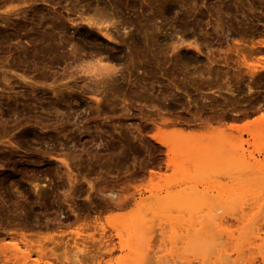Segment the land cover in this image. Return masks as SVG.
I'll use <instances>...</instances> for the list:
<instances>
[{
    "label": "rangeland",
    "instance_id": "1",
    "mask_svg": "<svg viewBox=\"0 0 264 264\" xmlns=\"http://www.w3.org/2000/svg\"><path fill=\"white\" fill-rule=\"evenodd\" d=\"M44 1L47 4L36 0L31 3L32 8H26L33 17L32 22H23L15 17L9 19L8 25L14 24L16 33H12L11 26L4 27L5 23L0 20V35L6 30L12 33L10 40L3 41L0 38V264H23L19 258L20 252L27 250L30 253L27 264H35V258L39 260L37 264H65L64 252L59 247L57 250L52 247L54 245L51 242L36 243L33 240L38 238L26 235L30 242L33 241L31 246L34 249L43 247L41 249L45 256L20 242V232L31 233V226L34 227L37 221L41 228L44 224L62 221L59 222L62 225L57 224L62 229H56L57 225L54 227L51 224L48 227L53 226L56 230L47 227L44 231L45 228L41 229L37 225L36 229L43 232L41 235L52 230L66 233L67 237L63 241L78 243L79 248L82 245L91 247L86 243V235L97 233L93 235L94 238L97 237L101 226L108 234H113V229L130 228L132 223H142H138L139 231L140 225L148 226L150 234L147 235L149 238H142L145 239L141 243L143 246L138 241L140 239H129L127 243H132L131 247L135 246L134 253H121L118 250L110 255L100 253L102 255L94 260L100 264H160L164 257V260L171 261L170 255L174 253L200 258L214 246H228L227 258L221 264H264V241L260 247L252 244L249 239L250 231H243V226L228 216L233 213L239 215L241 208L249 216L248 222L252 221L264 230V210L261 211L262 214H257L249 210L248 205L237 204L241 200H264V126L252 124L254 119L264 115V0H121L123 4L117 2L118 7L110 3L114 0H97L99 8L105 6L109 9L107 12H115L112 21L116 22L121 34L118 45L97 34V40L79 44V34L75 28L72 30L64 22L67 15L64 8L70 7V0ZM92 1L83 0V3L92 9L96 4ZM147 2H151V6H147ZM23 3L24 0H0V16L5 15L6 11L25 8L27 4ZM175 8H181L177 11L178 14L174 13L177 10ZM53 12H61L65 32L62 36L63 29L62 32L54 29L57 32L53 30V34H56L54 36L58 38L60 35L66 44L70 42V46L69 43L64 45L66 51L63 52L68 55L69 50L70 55L73 53H70V48H78L84 57L100 53L106 56L107 62L115 66L118 75H114L116 80L113 77L114 81H107L106 86L103 85L104 89L100 86L95 88L101 92L98 95L101 102L97 103L92 99L94 93L91 91L96 84L85 79L86 76L75 68L72 60L75 54L71 57L66 55V58L69 57L67 61L64 57L57 59L53 55L45 56L46 54L42 60L36 51L38 55L33 57L36 49L32 51L33 47L29 48L23 43L37 42V39L30 37L34 36L37 29L39 31L43 28L39 32L46 27L47 30L53 29L57 23L50 19ZM39 14L47 17L43 19L44 27H37L33 23L35 18L40 17ZM48 20L50 26H47ZM25 31L29 34H25ZM152 31L154 32L151 33ZM71 32H74L73 35ZM146 35L148 38L153 37L151 44L147 42L150 38L145 40ZM177 36L182 38V44L178 50L173 51L172 45H176ZM36 42L34 47H39ZM31 43L29 42L33 45ZM24 44L27 50L22 51L20 47H24ZM195 45H198L199 51L193 49ZM31 57L35 66L31 65ZM113 58L118 61L112 60ZM3 73L11 82L10 87L3 82ZM69 73L73 77L70 78ZM28 74L32 79L29 80L30 77L26 76ZM42 75H45L44 78ZM19 76H24L27 79L25 81H31L32 84L28 83L31 88ZM82 81L85 85H82ZM32 86L35 89L33 93ZM228 86L232 91L226 93ZM9 106L16 108V112L18 110L16 116L8 114V117L6 109ZM212 127L215 128L214 131ZM160 142H171L175 149L181 146L178 148L179 154H167V149ZM228 148L230 149L225 152ZM219 150L221 153L224 151V154H216ZM233 151L238 155L243 152L244 156H240L246 162L240 164L243 160H239L237 164V158L234 160L236 163L232 164L233 159L232 163H228L231 157L229 153L232 154ZM191 175L195 178L192 179ZM71 179L76 183L73 188H70V183L73 184ZM88 183L93 185L92 189L88 187ZM34 184L40 187L38 197L32 191ZM85 190L86 193H91H87L89 197ZM111 198L125 203L119 209L103 210L99 214L100 220L92 226L88 225L89 228L83 226L84 230L78 227L77 222L72 223L75 221L71 215L74 212H79V216H82L80 221L86 216L84 213L89 211L88 208L86 210L89 201L94 206L96 204L93 209L98 210L100 205L105 204L104 201L107 203ZM147 198H156L165 205H174V201L179 199L197 198L196 209L201 213L200 216L206 214L207 208L215 206V210L221 209L215 214L222 216V225L212 227V232L215 231L212 233L208 224L207 226L201 222V225L198 222L200 226L197 224L195 227L198 232L194 235V243L184 250L183 239L177 238L181 231L175 208L168 210L165 219L163 217L153 222V211L139 205L142 199ZM33 200L38 203L31 204ZM233 201L236 203H232ZM98 202L103 203L99 205ZM27 203L31 204L30 208ZM201 205L206 206L204 208ZM21 210L25 217L20 214ZM31 210H35V214ZM88 211L91 215L89 219L92 220L95 213ZM17 215L20 216L19 219ZM26 215L30 217L31 223ZM34 215L36 220L33 219ZM150 217L153 228L149 222L148 225L145 223ZM16 219L18 223L21 220L26 225L22 222L23 225H15ZM44 219L48 222L43 224ZM8 221H14L15 224ZM22 226L30 229L19 231ZM148 230L147 233L145 231L146 234ZM71 231H78L81 238L71 236ZM227 232L234 239L240 240V243L228 244L225 240ZM55 240L58 238L55 237ZM113 242L116 243L117 240L114 239ZM13 245L20 252L14 251ZM140 246L148 248V251H142ZM49 253L52 256H47ZM66 253L68 254L67 251ZM67 254L65 256L70 258L71 255ZM56 255L58 258L62 256L59 258L60 262ZM121 256L124 259L117 260ZM194 257L190 256L189 261L197 264ZM15 259H18L16 263ZM87 262L83 261L82 264Z\"/></svg>",
    "mask_w": 264,
    "mask_h": 264
},
{
    "label": "bare ground",
    "instance_id": "2",
    "mask_svg": "<svg viewBox=\"0 0 264 264\" xmlns=\"http://www.w3.org/2000/svg\"><path fill=\"white\" fill-rule=\"evenodd\" d=\"M35 1L36 0H24V3L23 4H27V6L25 7V8H23V9H16V11H13V12H7L6 11V13H5V15H2V16H0V20H2V22L3 23H5V26L4 27H9V26H11V29H12V33H16V27L14 26V24H13V22L15 21H12V24L13 25H8V24H10L8 21H9V19L12 17H15V18H18V19H20V21L22 20L23 22H28V21H31L32 22V16L26 11L28 8L30 9V8H32V4L31 3H35ZM51 1V0H50ZM86 1V0H85ZM93 1H95L94 3H96L95 5H94V8H92V9H90L89 7L87 8L86 6H88L87 4H84L83 3V0H70V2H69V6L70 7H66V8H64V10H66L65 12H67V15H66V17H65V20H64V22H66L65 24L67 25V27H71L72 28V30H73V28H75V30L77 31V33L79 34L78 35V37H79V44H81V45H83L85 42H88V41H95V40H97V36H96V34L97 35H99L101 38H103L104 40H106V41H108V42H110V43H114V44H119L120 42L118 41V39L120 40V38H121V34H119V30H117V27H116V22H113L112 20L115 18V12H114V14L111 12V11H109V12H107V10H109V9H106V7L104 6H102V7H98V1L97 0H93ZM92 1V2H93ZM142 1H145V0H142ZM161 1V0H160ZM109 2V1H108ZM107 2V3H108ZM117 2L118 3H120V4H123V3H121L122 1L121 0H114V1H112V2H110L111 4L112 3H114V4H116V7H118V5H117ZM158 2H159V0H158ZM41 3H44V4H47L44 0H41ZM81 3L83 4V5H81ZM87 3H88V1H87ZM148 3V5L147 6H151L150 5V3L151 2H147ZM146 3V4H147ZM155 3V2H154ZM162 3V2H161ZM90 4H92V3H90ZM163 4H164V2H163ZM178 4V3H177ZM49 5V4H48ZM68 5V4H67ZM152 5H153V3H152ZM165 5V4H164ZM175 5V7H177V5L176 4H174ZM47 6V5H46ZM112 6H113V4H112ZM121 6V5H120ZM173 6V5H172ZM178 6H180V5H178ZM48 8H51L50 6H47ZM115 7V6H114ZM165 6H163V8H164ZM27 8V9H26ZM84 8V9H83ZM174 8V7H173ZM120 9V8H119ZM150 9V8H149ZM172 9V8H171ZM175 9H177V10H175ZM174 10L176 11V12H174V13H177V11L178 10H180L181 8H175ZM51 10V9H50ZM53 10V9H52ZM112 10V9H111ZM118 10V9H117ZM54 11V10H53ZM57 11V10H56ZM59 11V10H58ZM57 11V12H58ZM57 12H53L54 14H53V17H51L50 18V16L48 17V19L50 18L51 20L53 19L54 20V22L56 23L54 26H53V29L51 28V30H47V27H46V29L45 30H43L42 32H39L41 29H43V28H41L39 31H38V29H37V31L39 32V33H37V31L34 33V36L32 37V36H30L31 37V39H37V42L36 41H34V43L36 42V45L39 43V47H34V43H31V41H29L31 44H33V45H30L29 44V42H27V41H25V42H23V43H25L26 45H28L29 46V48H31V47H33L32 48V51L34 50V49H36V50H34L33 51V53L36 51V52H38L39 53V55L41 56V59H42V57H44V55L45 56H54L55 58L57 57V59H59V58H65V60L68 58L69 59V57H65L66 55H67V53L66 52H63V50L64 51H66L65 49H66V47L64 46L65 44H66V42L63 40V38H60V35H59V37L57 38V37H55L56 36V34H53V30L55 29L56 31H57V29H59V32L64 28V26H63V20H62V18H63V16L61 15V12L60 13H57ZM173 12V11H172ZM28 13V14H27ZM32 13H34V12H32ZM31 13V14H32ZM51 13V12H50ZM63 13V12H62ZM180 13V12H179ZM45 14V13H44ZM43 14V15H44ZM178 14V13H177ZM33 15V14H32ZM42 14L40 15L39 14V18L37 17V18H35L33 21V23L37 26V27H44L45 26V23H44V21H43V19H45V18H47V17H42L43 16ZM48 15V14H47ZM35 16V15H34ZM11 18V19H12ZM15 18H13V19H15ZM49 19V20H50ZM17 20V19H16ZM48 20V21H49ZM19 21V20H18ZM62 21V22H61ZM154 21H155V19H154ZM154 21L152 22L153 24H154ZM16 22V21H15ZM46 22V21H45ZM118 22V21H117ZM30 23V22H29ZM49 23H50V21L48 22V24H47V22H46V24H47V26H50L51 25V23H50V25H49ZM126 23V22H125ZM124 23V24H125ZM151 23V24H152ZM17 24V23H16ZM152 24V26H154ZM8 25V26H7ZM19 25V24H18ZM122 25V24H121ZM51 26V27H52ZM157 26V25H156ZM18 27V26H17ZM33 27V26H32ZM19 28H20V26H19ZM50 28V27H49ZM65 28H66V26H65ZM150 28H152L151 27V25H150ZM150 28H149V30H150ZM157 27H155V29H156ZM159 28V27H158ZM218 27H216V29H217ZM7 29V28H6ZM32 29V28H31ZM19 30V29H18ZM21 30V29H20ZM54 30V32H56ZM71 30V29H70ZM7 31V30H6ZM2 32L1 33V35H0V38L1 39H3V41H7V40H10L9 38L11 37V35H12V33L10 32ZM29 31V30H28ZM28 31L26 32L25 31V34L26 33H28ZM75 31V32H76ZM145 32H146V29L144 30ZM155 31V30H154ZM154 31H152L151 33H153ZM179 31V30H178ZM19 32V31H18ZM58 32V31H57ZM56 32V33H57ZM62 32V31H61ZM180 32V31H179ZM65 34V32H64V29H63V32L61 33V35L63 36L64 34ZM66 33H67V31H66ZM72 33V35H73V33L74 32H71ZM154 33H156V31L154 32ZM178 33V32H177ZM24 34V35H25ZM29 34V33H28ZM125 34H127L126 32H125ZM147 34V33H146ZM175 34H176V32H175ZM15 35V34H14ZM31 35V34H30ZM55 35V36H54ZM58 35V34H57ZM123 35V34H122ZM144 35H145V33H144ZM148 35H150V34H148ZM154 35V34H153ZM177 35V34H176ZM180 35V34H179ZM17 36V35H16ZM61 36V37H62ZM75 36V35H74ZM76 36H77V34H76ZM29 37V36H28ZM29 37V38H30ZM145 37V36H144ZM178 37V36H177ZM18 38V37H17ZM27 38V37H26ZM75 38V37H74ZM77 38V37H76ZM146 39L145 40H147V35H146V37H145ZM150 38V37H149ZM148 38V39H149ZM153 37L151 36V38L147 41L148 43H150L151 44V42H153V41H151V39H152ZM66 39V38H65ZM178 41L176 40L175 42H179L178 44L176 43V45H175V43L173 44V45H175V46H173L172 45V47H173V51H176L175 49H179L180 47V45L182 44L181 42H182V38L179 36L178 38ZM25 40V39H24ZM28 40V39H27ZM33 40H32V42H33ZM69 40V39H68ZM122 40V39H121ZM153 40V39H152ZM70 41V40H69ZM77 42V41H76ZM146 42V43H147ZM68 43H69V45H68ZM66 45H68V46H70V42H68ZM257 43V42H256ZM25 44H24V47L23 46H21L20 47V49H22V51H23V49H26L25 48ZM77 44V43H76ZM260 44V43H259ZM80 45V46H81ZM147 45V44H146ZM75 46V45H74ZM74 46H73V48H74ZM79 45H78V47H80ZM77 47V46H76ZM75 47V48H76ZM171 47V48H172ZM179 47V48H178ZM70 47H68V49H69ZM19 49V48H18ZM71 50H70V53H72L73 55H74V59L72 58V60H73V63L76 65L75 66V68H78L79 69V72L81 73V74H83L84 75V77H85V79H88L89 81L90 80H92L93 82H94V84H96L95 86H94V84H90V85H93L92 87L94 88H92L93 89V91H91V92H93L94 93V96H92L93 98V100H94V102H97V103H99V102H101L100 101V99L98 98V95H100L101 94V92L99 93V91H97L98 89H95V88H103L104 86L103 85H105L106 86V84L105 83H108V82H111V80L112 81H114V79L116 80V78H115V74L117 73V71L115 72V66L114 65H112V64H110L109 62H107L106 60H108V59H106L104 56H102L100 53H96V54H94V55H90V56H85L84 57V55H81L80 53H82V52H80L81 50L80 49H75V50H73L72 48H70ZM193 49L195 50V51H199L198 49V45L196 46L195 45V47L193 46ZM27 50V49H26ZM73 50V51H72ZM77 50H79L78 52H77ZM35 52V56L33 55V57L35 58L36 57V53ZM68 52V55H69V50L67 51ZM64 53H66V54H64ZM77 53V54H76ZM24 54V53H23ZM27 54V53H26ZM72 54H70L69 56L71 57V55ZM25 55V54H24ZM29 55H31V53L29 54ZM38 55V54H37ZM67 55V56H68ZM86 55V54H85ZM17 56V55H16ZM19 56V55H18ZM83 56V57H82ZM73 57V56H72ZM16 58H18V60H19V57H16ZM30 58V57H29ZM52 58V57H51ZM50 58V59H51ZM31 59H32V63H31V65L34 63V64H36L35 63V61L33 60V58L31 57ZM31 59H29L28 61H30L31 62ZM130 59V58H129ZM17 60V59H16ZM18 60H17V62H18ZM43 60V59H42ZM55 60V59H54ZM112 60H115L116 62L118 61V59L117 58H113ZM10 61H12V59L10 60ZM14 61V60H13ZM34 61V62H33ZM41 61V60H40ZM60 61V60H59ZM58 61V62H59ZM67 61V60H66ZM65 61V62H66ZM15 62V61H14ZM22 62V61H21ZM23 62H26V61H23ZM44 62V61H43ZM50 62V61H49ZM57 62V63H58ZM62 62V61H61ZM60 62V63H61ZM64 62V63H65ZM8 63V62H7ZM19 63H20V61H19ZM19 63H17V64H19ZM41 63V62H40ZM48 63V62H47ZM26 64H27V62H26ZM32 65V66H35V65ZM46 64V62L43 64V65H45ZM13 65H14V63H13ZM12 65V66H13ZM10 66H11V64H10ZM259 67V66H258ZM64 70H66L65 68H64ZM23 71V70H22ZM25 71V70H24ZM1 72H3V71H1ZM28 72V71H27ZM65 73H66V71H64ZM23 73H25V74H27L26 72H23ZM29 73V72H28ZM30 74V73H29ZM29 74L28 75H26V76H29ZM41 74H43V73H41ZM45 74V73H44ZM70 74V73H69ZM5 74L3 73V77H2V80H3V82L4 83H6L7 85H9V87H10V80L9 79H7L6 78V76H4ZM47 75V74H46ZM45 76V75H44ZM44 76L42 75V78H44ZM116 76H118L117 74H116ZM119 76H120V74H119ZM20 78V80L21 81H25V80H27L24 76H19ZM30 77V78H29ZM28 78H29V80L30 79H32V77L31 76H29ZM39 77V76H38ZM69 77L71 78V77H73V75L72 74H70L69 75ZM113 77H114V79H113ZM121 77L123 78V76L121 75ZM41 77H39V79H40ZM118 78V77H117ZM119 79L121 80V78L119 77ZM110 80V81H109ZM54 81V80H53ZM92 81H90L91 83H92ZM108 81V82H107ZM31 82V81H30ZM29 81H25V83H30ZM84 81H82V85L84 84L85 85V82L83 83ZM22 83H24V82H22ZM24 83V84H25ZM80 83H81V81H80ZM31 84H32V82H31ZM29 85V84H28ZM30 86V88H31V85H29ZM65 86V85H64ZM100 86V87H99ZM8 87V88H9ZM33 87L34 86H32V93H33V91L35 90V89H33ZM36 87V86H35ZM88 87H90V86H88ZM229 87V86H228ZM228 87L226 88V90L228 89ZM54 88H56V87H54ZM58 88V87H57ZM248 88H249V86H248ZM247 88V89H248ZM89 89H91V88H89ZM104 89V88H103ZM102 89V90H103ZM249 89H251V88H249ZM248 89V90H249ZM31 90V89H30ZM51 90V89H50ZM101 90V91H102ZM230 90V87H229V89L227 90V92L226 93H228V91ZM251 90H253V89H251ZM53 91V90H52ZM230 91H232V90H230ZM28 92V91H27ZM31 92V91H30ZM104 91H102V93H103ZM250 92H252V91H250ZM249 92V93H250ZM254 93H255V89H254V91H253ZM252 92V93H253ZM256 92H258V91H256ZM7 93V92H6ZM29 93V92H28ZM233 92H231V94H232ZM31 94V93H30ZM69 94V93H68ZM67 94V95H68ZM234 94V93H233ZM35 95V94H34ZM71 95V94H70ZM229 95H230V93H229ZM235 95V94H234ZM23 96V95H22ZM28 96H29V94H28ZM69 96V95H68ZM233 96V95H232ZM32 97V96H31ZM34 97V96H33ZM7 98H8V96H7ZM11 98V97H10ZM16 98V97H15ZM36 98V97H35ZM114 98V97H113ZM115 98H116V96H115ZM12 99H13V97H12ZM96 104V103H95ZM98 105V104H97ZM96 105V106H97ZM26 106V105H25ZM24 106V108H26V107H28V106H26L25 107ZM98 107V106H97ZM41 108V107H40ZM42 109V108H41ZM22 110V109H21ZM25 110V109H24ZM26 110H29V112H31L30 111V108H27ZM32 110V109H31ZM33 111V110H32ZM6 112H7V115L9 114H11V115H15V114H17V112H18V110H17V112H16V108L15 109H13V107H7V109H6ZM24 113V112H23ZM8 115V117H10ZM19 115V114H18ZM16 116V115H15ZM252 124H254V125H257V126H264V115H260L257 119H254V121L252 122ZM208 130H209V128H207ZM213 129H215V128H213L212 127V130ZM178 130V129H177ZM174 131V130H173ZM175 131H176V129H175ZM174 131V132H175ZM214 131V130H213ZM173 132V133H174ZM211 132V131H210ZM176 134H178V133H176ZM189 135V134H188ZM192 135V134H191ZM190 135V136H191ZM192 137H193V135H192ZM190 140V139H189ZM161 143V145L162 146H164L166 149H167V154H170V153H172V152H176V153H178L179 154V152H180V150H178V148H180V147H177L176 149H175V147L171 144V142H160ZM184 147V146H183ZM230 148H228L227 150H225V152L226 151H228ZM223 151V150H222ZM234 151H236V150H234ZM233 151V153L232 154H230L229 153V155L232 157H230V160L228 161V163H232V159H233V163L232 164H234V162L236 161V159L238 158V160H237V164L239 163V160H240V162L243 160V158L241 157V156H244V154H236L235 152ZM237 152V151H236ZM218 153H221V150H219V152H217L216 154H218ZM223 154H224V151L222 152ZM221 153V154H222ZM235 153V154H234ZM225 154H228V153H225ZM235 155V156H237V157H233V156ZM241 155V156H240ZM179 156H181V155H179ZM191 156V155H190ZM224 156V155H223ZM228 156V155H227ZM227 156H225V157H227ZM229 157V156H228ZM240 157V158H239ZM251 157V156H250ZM249 157V158H250ZM235 158V159H234ZM242 158V159H241ZM229 159V158H228ZM235 160V161H234ZM218 162V161H217ZM226 162H227V160H226ZM246 161L245 160H243L240 164H244ZM236 163V162H235ZM218 164V163H217ZM205 167H206V165H205ZM204 171H207L206 169H204ZM196 173H197V171H195ZM207 172H209V171H207ZM204 172L202 171V173H201V175L203 176L204 174H203ZM210 173V172H209ZM207 174V175H210V174ZM188 175V174H187ZM194 176H197V174L195 175V174H193ZM199 175H200V173H199ZM194 176H192L191 175V178L193 177V178H195ZM189 177H190V175H189ZM192 178V179H193ZM74 182L75 180L73 179H71V181L70 182ZM72 182V183H73ZM77 182V181H76ZM74 184H76V183H73V184H71L70 183V188H73V187H75V185ZM46 186V185H45ZM198 186V185H197ZM32 187H33V189H32V191L34 192V194L35 195H37V197H38V195H39V192H40V187L38 186V185H36V184H34V185H32ZM44 187V186H43ZM88 187L90 188V189H92L93 188V185H91V183H88ZM46 188V187H45ZM69 188V190H71ZM192 189H194V188H192ZM73 190V189H72ZM88 190V189H87ZM87 190H85V193H86V191ZM185 190H186V188H185ZM191 190V189H190ZM94 191V190H93ZM196 191V190H195ZM194 191V192H195ZM187 192H189V191H187ZM88 193V192H87ZM86 193V194H87ZM197 193V192H196ZM196 193H194V194H196ZM88 194H91L90 192L88 193ZM88 194H87V196H88ZM189 194V193H188ZM113 194H111V196H112ZM187 195V194H186ZM191 195V194H190ZM189 196V195H188ZM192 196V195H191ZM36 197V196H35ZM89 197V196H88ZM87 197V198H88ZM187 197V196H186ZM154 198V197H153ZM195 198V197H194ZM35 199H38V198H35ZM40 199V198H39ZM38 199V200H39ZM87 200V199H86ZM176 200V199H175ZM177 200H178V198H177ZM180 200V199H179ZM174 201V205H171V204H164L161 200H158V199H149V198H147V199H142L140 202H139V205L140 206H143L144 208H149V209H151L152 211H153V222H154V220L155 221H159V220H161L163 217H164V219L166 218V216H167V212H168V210L169 209H172V207L173 208H175V211L177 212V217H176V220H177V224H178V227H179V229H180V231H181V235L180 234H177L178 236H180V237H177V238H180V240H182L183 239V245L185 246L184 247V250L185 249H187V248H190L189 246H190V244L192 243V245H193V243L194 242H192L193 240H194V235H195V233H197L198 231H197V229H196V231H195V227H196V225L198 224V226H200V223L202 222V223H205L206 225L208 224L210 227H211V230H210V232H212V227L213 228H217L218 226H220V225H222V216L220 215V216H217L215 213L216 212H219L220 210L219 209H216L215 210V206H214V208H207V212H206V214L204 215V216H200V212L199 211H197V209H196V200H197V198H196V200L195 199H191V198H187V199H181V201ZM201 200V199H200ZM26 201V200H25ZM24 201V202H25ZM88 201H89V199H88ZM87 201V202H88ZM213 201V200H212ZM28 202V201H27ZM92 202V201H91ZM201 202V201H200ZM203 202V201H202ZM235 201H233L232 203H234ZM29 203H30V201H29ZM34 203V200L32 201V203L31 204H33ZM35 203H38V201L37 202H35ZM34 203V204H35ZM40 203V202H39ZM100 202H98V204H99ZM101 203H103V202H101ZM100 203V204H101ZM104 205L102 204V205H97V207L99 208L98 210H95V209H93L92 207V204L93 203H90V201L88 202V205H87V207H86V210H87V208L88 209H93L91 212H93V213H95L94 215H93V219L91 220V219H89L90 218V214H88L87 213V211L85 212V213H87L86 214V216L85 217H83V219H82V221H80L81 219H80V217H82V216H79V212H77L78 214H76L74 211H72V213L73 214H71L73 217H74V220L75 221H72V223L73 222H77L79 225H78V227H82L81 229L82 230H84L83 229V226H88V225H90L91 224V226H92V224H95L96 222H98L100 219H99V214L103 211V210H105V209H107L108 211H112V210H114V209H119L121 206H123V203H125L123 200H119V201H114V199H110L109 201H107V203H106V201H104ZM169 203V202H168ZM171 203V202H170ZM236 203V202H235ZM234 203V204H235ZM25 204H26V202H25ZM28 204V203H27ZM31 204L29 205H27V207H31ZM199 204V203H198ZM204 204V203H203ZM233 204V205H234ZM237 204H239L240 206H245V205H248L249 206V210H251L252 212H255V213H261V211H263L264 210V200H241V201H237ZM39 205V204H38ZM37 205V206H38ZM227 205V204H226ZM228 205H231V202H230V204H229V202H228ZM232 205V206H233ZM36 206V207H37ZM197 206H199V205H197ZM202 206V205H201ZM206 206V205H205ZM205 206H202V207H204L205 208ZM212 206V205H211ZM236 206V205H235ZM23 207V206H22ZM41 207V206H40ZM43 207V206H42ZM71 207V206H70ZM96 207V204H95V206H94V208ZM217 207V206H216ZM229 208H230V206H228ZM24 208H25V206H24ZM139 208V207H138ZM199 208H201V207H199ZM34 209H35V207H34ZM39 209V208H38ZM70 209H72V208H70ZM231 209H232V207H231ZM233 209H236V208H233ZM22 210H24L23 208H22ZM22 210L20 211V214H21V212H22ZM25 210H26V208H25ZM30 210V209H29ZM217 210H219V211H217ZM246 210V209H245ZM35 211V210H34ZM34 211L32 212V210H31V212L33 213V214H35L34 213ZM106 211V210H105ZM141 211H143V210H141ZM169 211H171V210H169ZM30 212V211H29ZM29 212H28V214H29ZM71 212V211H70ZM89 212V211H88ZM146 212V211H145ZM173 212V211H172ZM172 212H171V214H172ZM232 212V211H231ZM239 212H240V214L238 215H235L234 213L233 214H229L228 216L229 217H231V218H233L234 220H236V222H238V223H240L242 226H243V231H245L246 230V232L247 231H250L249 233V239L252 241V244L254 243L255 245H257L258 247H260L261 246V244H262V242L264 241V238H262V236H264V230L262 229V228H260L259 226H257V225H254V223L252 222V221H250V222H248V218H249V216L248 215H246V214H244L243 212V210L240 208L239 209ZM24 213V212H23ZM23 213L21 214V215H23ZM84 213V214H85ZM150 213V212H149ZM174 213V212H173ZM263 213V212H262ZM261 213V214H262ZM18 214H19V212H18ZM25 214V213H24ZM27 214V213H26ZM170 214V213H169ZM32 215V214H31ZM37 215V214H36ZM87 215H88V218H87ZM90 215V216H89ZM19 215H17L16 217H18ZM24 216V215H23ZM26 216H28V215H26ZM20 217V216H19ZM19 217H18V219H19ZM25 217V216H24ZM29 217V216H28ZM32 217V216H31ZM33 218V217H32ZM36 218H37V216H36ZM65 218V217H64ZM63 218V219H64ZM85 218H87V219H85ZM106 218V217H105ZM18 219H16L17 220V222H15L14 223V221L13 222H11V224L12 223H14L15 225H17V223H18ZM21 219V218H20ZM25 219V218H24ZM26 219H28L29 220V222H30V217L29 218H26ZM33 219H35V215H34V218ZM150 220L148 221V219H147V221L145 222L146 224H147V222H149V224H150V221L152 222V217H150L149 218ZM199 219H200V221H199ZM22 220V219H21ZM19 221L20 223H18V224H20V225H23V224H25V222L23 223L22 221ZM36 220V219H35ZM106 220H109L108 218L106 219ZM146 220V219H145ZM224 220H226V219H223V221ZM32 221V220H31ZM47 221V220H46ZM45 221V219L43 220V224H44V222H46ZM140 221V220H139ZM227 221V220H226ZM9 222V221H8ZM9 222V223H10ZM21 222L23 223V224H21ZM28 222V221H27ZM42 222V221H41ZM48 222V221H47ZM46 222V223H47ZM59 222H62V221H59ZM59 222H57V223H50L51 225H53L54 227H55V225H57ZM80 222H82V223H80ZM152 222V223H153ZM198 222H200V223H198ZM248 222V223H247ZM31 223V222H30ZM35 223H37L38 224V221L37 222H35ZM34 222H33V226H34V224H35ZM72 223H71V225H72ZM139 223V222H138ZM138 223H132L131 225H130V228L132 229V230H130V228H122V229H124V230H118V229H113V234H108V231H107V233H105V231H104V228H102L103 226H99L100 227V230H98V236L97 237H95L94 238V234H97V233H94V234H91V235H86V238L88 239H86V241H88V242H86L87 243V245H92L91 247H88L86 244V246L88 247V248H86L85 246L83 247V245H82V247L81 248H79V246H77V244L75 243V242H72V243H68V240L67 241H63V239L64 238H66L67 237V235H66V233H63V232H61L60 230H58V231H60V232H55V231H53V230H56L57 228H61L60 227V225H62V223L59 225V227H58V225L56 226V229L54 228L53 229V226H52V228H50V227H48V226H50V224L49 223H47V224H49V225H47V224H44L45 226L44 227H42L41 228V225H37V224H35V226L34 227H32L31 226V228H32V232L31 233H25L24 231H21V230H26V229H28L27 227L26 228H24L23 226V228H20V230L19 229H16L15 228V230H19V231H21L20 232V242L21 243H23L26 247H28V248H30V250H33V251H36V253H39V254H41V255H44V252H43V250L41 249V248H43V247H40V248H33L31 245H33V241H36V243H41L42 241H46L47 243H53V245L54 246H52V247H55V249L56 248H61L62 249V251L64 252V256H63V261L65 262V264H82V262L83 261H88V262H94V260L95 259H98L99 257H100V255H102V254H100V253H107V254H111L113 251H119V252H127V254H130V253H134L135 251H134V247L132 246L131 247V245H132V243H131V245L130 244H128L127 243V240H131V239H133V238H135V240H137V239H140V240H138V241H140V244L141 243H144V241H145V239H142V238H144V237H146L147 235H149L150 233V231L147 229V225L146 224H144V225H146L147 227H145V226H143V225H140V231H139V225H138ZM141 223V222H140ZM139 223V224H140ZM152 223L150 224V225H152ZM201 223V225H203ZM226 223H228V222H226ZM225 223V224H226ZM13 224V225H14ZM40 224V223H39ZM42 224V223H41ZM142 224V223H141ZM205 224H204V227H205ZM8 225V224H7ZM10 225V224H9ZM26 225V224H25ZM32 225V224H31ZM36 225H37V227L38 226H40V228L41 229H43V228H45L44 229V231L46 230V228L48 227V228H50V229H53L52 231H50V232H44L45 233V235L44 234H42L41 235V233H43V232H41L40 231V229L39 230H37L36 228ZM47 225V226H46ZM65 225H67V223L65 224ZM65 225H63V227L65 226ZM70 225V224H69ZM70 225V226H71ZM77 225V224H76ZM101 225V224H100ZM150 225H149V228H150V230H151V232H152V228H153V225H152V228L150 227ZM207 225V226H208ZM227 225V224H226ZM18 226V225H17ZM17 226H11V228L12 227H17ZM30 226V225H29ZM68 226V225H67ZM67 226H65V227H67ZM141 226H143L142 228H146L147 230H148V234H146L147 233V230H145V228L144 229H142L141 228ZM161 226H162V224H161ZM165 226V225H164ZM77 227V228H78ZM97 227V226H96ZM204 227H201V228H204ZM18 228V227H17ZM47 228V229H48ZM87 228V227H86ZM88 228H89V226H88ZM87 228V229H88ZM160 228V227H159ZM247 228H249L248 230H247ZM30 229V228H29ZM28 229V230H29ZM33 229H35L36 231H33ZM49 229V230H50ZM62 229V228H61ZM136 229H137V231H136ZM176 229V228H175ZM78 230V229H77ZM142 230H144V232H142ZM154 230V229H153ZM157 230V229H156ZM159 230V229H158ZM163 230V229H162ZM80 231V230H79ZM96 231V230H95ZM145 231H146V233H145ZM72 233H71V236L73 235V236H75V237H80V233L78 232V231H71ZM84 232V231H83ZM156 232V231H155ZM154 232V233H155ZM176 232H178V231H176ZM213 232H215V231H213ZM212 232V233H213ZM82 233V232H81ZM163 233V232H162ZM47 234H49V235H47ZM159 234V233H158ZM175 234V233H174ZM248 234V233H247ZM26 235H29V236H31V237H35V238H38V239H34L33 241H29L27 238H26ZM66 235V236H65ZM157 235V234H156ZM83 236V235H82ZM160 236H162V234L160 233ZM55 237L56 238H58V240H55ZM124 237L126 238V239H124ZM148 237V236H147ZM172 237V236H171ZM174 237H176V236H174ZM173 237V238H174ZM77 238H75V239H77ZM81 238V237H80ZM79 238V239H80ZM149 238V237H148ZM41 239V240H40ZM68 239H70V236H69V238ZM114 239H116L117 240V242L115 243V242H113V240ZM142 239V240H141ZM147 239V238H146ZM144 240V241H143ZM152 240V239H151ZM178 240V239H177ZM177 240H175L176 242H177ZM225 240H226V242L228 243V244H232V243H235V244H238V243H240L239 241L240 240H236V239H234L233 238V235L231 234V233H229V232H227V233H225ZM225 240H224V242H225ZM41 241V242H40ZM75 241V240H74ZM83 241H85L84 239H83ZM82 241V242H83ZM137 241V242H138ZM143 241V242H142ZM77 242V241H76ZM81 242V241H80ZM129 242V241H128ZM136 242V241H135ZM225 242V243H226ZM35 243V242H34ZM134 244H136V243H134ZM133 244V245H134ZM151 244V243H150ZM160 244L162 245L163 243H162V240H161V242H160ZM159 244V247L161 246ZM173 244V243H172ZM177 245H178V242H177ZM176 245V246H177ZM42 246V245H41ZM141 246H143L142 244H141ZM140 246V248L141 249H143L142 247ZM149 246H151V245H149ZM10 247V246H9ZM35 247V246H34ZM146 247H147V245H146ZM145 247V249H143L142 251H144V250H147L148 248H146ZM156 247V246H155ZM219 247V246H218ZM216 248L215 246L214 247H212V249H210V251L207 253V254H205V255H203V256H201L200 258H197V257H194V255H180V254H177V253H174V254H171L170 256H171V261H168L167 259L166 260H164L165 259V257H164V259H163V261L161 260V263L160 264H183V262H184V264H192V262L191 261H189V257L191 256V257H194L193 259L194 260H196V262H197V264H221L223 261H225L226 260V258H227V251L229 250L228 249V246H223L222 248ZM254 247V246H253ZM13 248H14V251H19L20 252V250L18 249V247L16 246V245H13ZM151 248H152V246H151ZM154 248V247H153ZM252 248V247H251ZM54 248H53V250H55ZM149 249H150V247H149ZM192 249V248H191ZM57 250V249H56ZM152 250V249H151ZM66 251L68 252V254L66 253ZM141 251V250H140ZM148 251V250H147ZM146 251V252H147ZM56 252V251H55ZM145 252V251H144ZM183 252V250L181 251V253ZM137 253H139V252H137ZM155 253V252H154ZM186 253V252H185ZM15 254H19V253H15ZM46 254V253H45ZM50 255H47V256H52L51 255V253H49ZM71 255V257L70 258H68V257H66L65 255ZM183 254V253H182ZM190 254H193L192 252H190ZM14 255V254H13ZM156 255H157V253H156ZM19 256V255H18ZM18 256H13V257H15V258H17ZM30 256V253H29V251L27 250V251H24V252H20V256H19V258H20V261H23L24 263L23 264H27L28 262H27V260H29V257ZM45 256V255H44ZM57 256V255H56ZM79 256H81V258L79 257ZM41 257H43V256H41ZM60 257H62V256H59V258ZM159 257V256H158ZM18 258V259H19ZM59 258H58V256H57V259H58V262H60V260H59ZM120 258L123 260L124 259V257L123 256H121V257H118L117 258V260H120ZM155 258H157V257H155ZM168 258V257H167ZM224 258V259H223ZM14 259V258H13ZM12 259V260H13ZM18 259H15V263H16V261L18 260ZM32 259V258H31ZM41 259V258H40ZM82 259H84L83 261H82ZM158 259V258H157ZM102 260V259H101ZM34 262H35V264H37L38 262H39V260H36V258L33 260ZM54 261H56V260H54ZM125 261V260H124ZM263 261H264V257H263ZM46 262V261H45ZM88 262H87V264H88ZM157 262H158V260H157ZM195 262V263H196ZM48 263V262H47ZM85 263V262H84ZM92 263H90V264H92ZM19 264V263H18ZM49 264V263H48ZM55 264H57V263H55ZM94 264H100L98 261L96 262H94ZM104 264H109V263H104ZM194 264V263H193Z\"/></svg>",
    "mask_w": 264,
    "mask_h": 264
},
{
    "label": "flooded vegetation",
    "instance_id": "3",
    "mask_svg": "<svg viewBox=\"0 0 264 264\" xmlns=\"http://www.w3.org/2000/svg\"><path fill=\"white\" fill-rule=\"evenodd\" d=\"M92 206L94 207V205H92ZM93 207H92V208H93ZM88 208H89V207H88ZM91 211H92V210L89 209V212H90V213H93V212H94V211H93V212H91ZM81 214H82V213H80V215H81ZM88 214H89V213H88ZM84 215H86V214H84ZM64 219H65V218H64Z\"/></svg>",
    "mask_w": 264,
    "mask_h": 264
}]
</instances>
